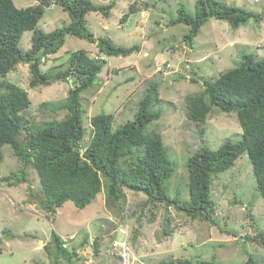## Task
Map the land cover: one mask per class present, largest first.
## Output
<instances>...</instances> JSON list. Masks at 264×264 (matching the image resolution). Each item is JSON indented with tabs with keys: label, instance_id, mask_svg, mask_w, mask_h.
<instances>
[{
	"label": "rangeland",
	"instance_id": "1",
	"mask_svg": "<svg viewBox=\"0 0 264 264\" xmlns=\"http://www.w3.org/2000/svg\"><path fill=\"white\" fill-rule=\"evenodd\" d=\"M92 1L114 6L109 17L99 11L87 15L88 25L96 37L111 38L126 47L138 44L141 48L126 57L106 56L105 67L94 86L82 93L81 100L87 111L84 120L88 126L83 145L86 148L92 137V116L113 113V129L116 130L136 118L140 101L156 83L160 100L154 109L162 116L151 122L145 132L163 135L174 167L168 181L169 196L186 203L190 200L189 158L201 147L216 150L227 140L238 141L243 133L235 112L210 116L203 126L206 130L201 131V126L188 117L190 97L201 93L205 79L213 80L222 72L239 66L242 53L264 58V0H218L254 12L258 17L262 15V18L252 17L238 28L227 20L211 18L194 38L193 46L184 40L189 26L170 24V21L177 17L180 6L194 14L198 0ZM14 2L17 7L26 8L37 5L39 0ZM134 2L138 11L124 20L122 17ZM70 20L68 12L53 3L38 27L49 32ZM32 33L26 31L22 37L24 50L31 47ZM80 49L93 57L100 53L97 43L68 35L66 44L58 53L46 58L41 69H66L70 54ZM32 77L29 63L19 64L6 77L29 93L32 104L22 113L38 125L54 116L64 118L67 111L54 114L41 104L65 101L72 87L71 79L32 88ZM193 78L198 81L194 82ZM3 154L0 162V264H121L120 257L110 254L109 250L114 240L123 241L126 236L137 258L135 264H159L162 260L243 264L249 256L264 264V246L258 236L264 232V199L257 189L247 152L233 167L214 174L213 221L194 219L175 203L147 202L146 194L127 188H124L127 195L124 211L119 216L108 207L104 190L83 209L68 201L56 213L48 212L41 206L42 185L37 171L28 167L27 179L18 185L13 179L3 180L22 168L10 145L3 147ZM169 218L173 232L165 234ZM53 232L62 237L65 248L76 252L72 261L63 256L56 260ZM95 239L99 244L97 249Z\"/></svg>",
	"mask_w": 264,
	"mask_h": 264
},
{
	"label": "trees",
	"instance_id": "2",
	"mask_svg": "<svg viewBox=\"0 0 264 264\" xmlns=\"http://www.w3.org/2000/svg\"><path fill=\"white\" fill-rule=\"evenodd\" d=\"M53 3L68 12L71 20L63 27L48 32L39 28L38 23ZM113 7L112 3L102 5L92 0H39L35 6L19 8L14 0H0V162L4 158L3 147L8 144L22 163L20 171L10 173L3 180L13 179L18 185L27 179V168H34L42 185L41 206L52 213L68 201L83 209L104 190L108 207L119 216L124 211L127 199L124 188H127L146 194L147 202L175 203L194 219L201 217L213 221L215 207L211 189L214 174L233 167L237 159L247 152L257 189L264 199V58L257 59L242 53L239 66L222 72L213 80L205 79L201 93L190 97L188 117L201 126V131L206 130L203 126L210 116L235 112L243 133L238 141L227 140L216 150L201 147L189 158L188 202L181 203L169 196L168 181L174 167L163 135L145 132L151 122L162 116L154 109L155 103L160 100L156 83L147 89L140 101L136 118L121 124L116 130L113 129V113L92 116V137L85 148L83 141L88 126L84 120L87 111L81 100L82 93L94 86L105 67L106 56L126 57L141 48L138 44L130 47L118 45L111 38H98L92 33L87 15L99 11L109 17ZM137 11L134 2L122 18L126 20ZM252 17L260 20L262 15L258 17L254 12L218 0H198L194 14L188 12L185 6H180L177 17L171 19L170 24L189 26L184 40L193 46L194 38L211 18L227 20L238 28ZM26 31L33 33L31 47L24 50L21 40ZM68 35L97 43L98 57L90 56L83 49L76 50L70 54L66 69L43 71L42 62L60 51ZM21 63L30 64L32 88L71 79L72 87L65 101L41 104L54 114L67 111L64 118L54 116L38 125L22 113L32 104L29 93L6 79ZM193 81L198 80L193 78ZM167 221L165 234H171L170 218ZM258 236L264 246V232ZM53 239L56 260L63 256L72 261L76 252L65 248L64 240L56 232H53ZM94 245L97 249V239ZM159 264L194 263L190 260H162ZM195 264L215 263L197 261ZM243 264L259 263L249 256Z\"/></svg>",
	"mask_w": 264,
	"mask_h": 264
},
{
	"label": "built area",
	"instance_id": "3",
	"mask_svg": "<svg viewBox=\"0 0 264 264\" xmlns=\"http://www.w3.org/2000/svg\"><path fill=\"white\" fill-rule=\"evenodd\" d=\"M128 233H126L127 235ZM116 254L120 257L121 264H135L137 260L136 256L134 255L133 251L129 246V241L127 236L125 240L118 241L114 240L112 243V249L110 250V254Z\"/></svg>",
	"mask_w": 264,
	"mask_h": 264
},
{
	"label": "clouds",
	"instance_id": "4",
	"mask_svg": "<svg viewBox=\"0 0 264 264\" xmlns=\"http://www.w3.org/2000/svg\"><path fill=\"white\" fill-rule=\"evenodd\" d=\"M96 57H98V55H97ZM71 83H72V82H71Z\"/></svg>",
	"mask_w": 264,
	"mask_h": 264
}]
</instances>
